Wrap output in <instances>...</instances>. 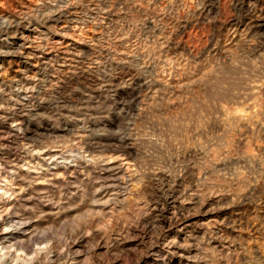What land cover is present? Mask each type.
<instances>
[{
  "label": "rangeland",
  "instance_id": "rangeland-1",
  "mask_svg": "<svg viewBox=\"0 0 264 264\" xmlns=\"http://www.w3.org/2000/svg\"><path fill=\"white\" fill-rule=\"evenodd\" d=\"M0 184L14 264H264V0H0Z\"/></svg>",
  "mask_w": 264,
  "mask_h": 264
},
{
  "label": "bare ground",
  "instance_id": "bare-ground-1",
  "mask_svg": "<svg viewBox=\"0 0 264 264\" xmlns=\"http://www.w3.org/2000/svg\"><path fill=\"white\" fill-rule=\"evenodd\" d=\"M68 46H69L68 44L67 46L65 45V47ZM27 58L31 59L33 57L29 55ZM19 189H20L19 192H16L15 190L11 189L13 192L10 196H8L11 190L7 188L6 184H0L1 199L8 198V201L6 203V205L8 206L7 212L0 213V228L4 227L3 231L0 234V258H3L5 254L15 255L14 260L12 261L10 259L11 261H5L6 264H14L17 262L21 254L17 249L20 247L23 240L27 237L26 235H28L30 239L33 236L32 231L30 230L31 229L30 222H23L20 216L11 214L10 212V210L16 204L15 200H18L17 197L19 196V194L24 192L22 188Z\"/></svg>",
  "mask_w": 264,
  "mask_h": 264
}]
</instances>
